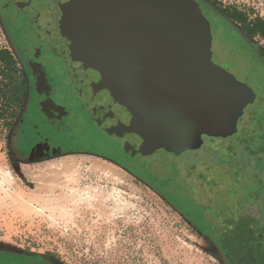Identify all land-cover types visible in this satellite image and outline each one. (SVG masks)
<instances>
[{"label":"rangeland","instance_id":"obj_1","mask_svg":"<svg viewBox=\"0 0 264 264\" xmlns=\"http://www.w3.org/2000/svg\"><path fill=\"white\" fill-rule=\"evenodd\" d=\"M210 1L215 15L226 8L242 13L247 22L264 21V0ZM227 23L230 27L224 29L228 37L218 43L221 54L213 60L247 83L256 92L257 100L246 109L235 136L198 137L181 156L166 154L171 163L177 164L181 178H185H179L181 187L158 184L157 178L170 170L160 159L152 164L154 175L149 181L157 183L164 193H180L177 200L171 195L166 198L132 172L126 173L92 156L23 165L19 158L27 156L21 149L29 141L22 134L11 142V133L23 118L30 83L23 63L11 55L16 79L27 88L23 102L13 113L15 105L6 95L13 79L8 78L0 62L1 252L24 255L15 260L18 264H33L29 257L43 259L47 264H257L252 251L255 239L249 236L247 250L242 248L231 254L220 241L222 232L231 228L220 218L209 216L211 208H219L217 204L227 205L231 212L249 221L262 214L254 195L245 194L260 170L249 169L253 174L248 175L234 166L233 172L238 174L233 178L229 163H239L244 158L256 169L258 158L264 159V151L262 156L258 154L264 146V70L260 65V59L264 62V41L250 37L236 21ZM8 47L0 23V50ZM84 77L93 80L91 73L85 72ZM32 117L30 112L26 114V119ZM24 128L28 136L31 131ZM155 147L160 151L155 157H160L162 146L156 143ZM145 148L149 149L145 155H152L149 145ZM247 150L253 155H248ZM137 173L147 178L143 170ZM189 197L198 208H209L205 218L199 219L195 209L185 207L183 200ZM214 222L219 224L211 236L206 231ZM249 228L255 230L253 224Z\"/></svg>","mask_w":264,"mask_h":264},{"label":"water","instance_id":"obj_2","mask_svg":"<svg viewBox=\"0 0 264 264\" xmlns=\"http://www.w3.org/2000/svg\"><path fill=\"white\" fill-rule=\"evenodd\" d=\"M67 51L142 111L139 128L176 157L198 137L229 139L256 92L213 60L208 20L195 0H78Z\"/></svg>","mask_w":264,"mask_h":264},{"label":"flooded vegetation","instance_id":"obj_3","mask_svg":"<svg viewBox=\"0 0 264 264\" xmlns=\"http://www.w3.org/2000/svg\"><path fill=\"white\" fill-rule=\"evenodd\" d=\"M195 1L209 22L214 56L220 55L218 43L228 37L224 26L235 23V12L225 8L215 15L210 0ZM80 8L78 0H0L7 50L23 63L30 83L23 118L11 133V142L22 134L29 141L21 149L27 158L14 153L23 163L88 154L131 171L150 169L159 159L153 152L146 156L145 145L153 151L160 143L139 128L142 111L135 106L133 93L110 88L82 57L67 53ZM260 65L264 70L262 59ZM85 72L93 80H86ZM28 112L33 117L27 121ZM25 126L31 131L28 136ZM23 256L0 251V264H18L15 260Z\"/></svg>","mask_w":264,"mask_h":264},{"label":"trees","instance_id":"obj_4","mask_svg":"<svg viewBox=\"0 0 264 264\" xmlns=\"http://www.w3.org/2000/svg\"><path fill=\"white\" fill-rule=\"evenodd\" d=\"M233 19L237 23L243 26L244 32L247 33L250 37H259L260 40L264 41V21L263 20L257 19L253 22H247L244 15L240 12H235ZM0 62L4 65L8 78L13 79V84L10 86V88H8L7 86L8 89H7L6 95H8V99L10 103H14L15 105V109L13 110V113H14L15 110L18 108V105L23 102V98L26 94L27 88L25 84L23 83L20 84L19 79H16L15 60L13 59V57L11 56L10 52L7 49L0 50ZM263 151H264V146L261 148L258 154L262 156L261 153H263ZM152 152L157 155L160 151L157 149H154ZM245 152H247V154L251 153L253 155L252 151L247 150ZM166 154L168 153H166V151L163 150V152L160 154V157H158V159L162 161L164 167L168 166V170L170 171L167 172L166 176L159 174L160 177L162 178H157V180H160V183L158 184H161V186L166 187V188L181 187L178 184L181 182L179 178H181L182 176H180V172L176 168L177 164L171 163V161L169 160V157H167ZM214 158L217 160L218 156L215 155ZM233 159L234 158L232 159L230 158L231 161H233ZM263 161H264L263 157L258 158L257 164L259 168H256V169H253V167L250 166V163H248L246 159L244 158L241 159L239 163H234V162H231V164L229 163L230 165L229 172L233 174V178H235L238 174V173L234 174L233 172L234 166L236 167L238 166L239 171L243 172L244 174H248V175L252 173L251 172L252 170H255V171L260 170L258 171L259 175L257 173L254 176V184H252L253 183L252 182L250 187L246 188L245 190V194L246 192H249V195L253 194L255 202L261 205L262 214L260 217L258 218L253 217L254 219H252V221H249V218L247 217H238L235 214V212L234 213L231 212L229 207L225 204H222V205L217 204L219 205V208L217 207L211 208L212 210L210 211H212V213H209L210 217H213L214 219L220 218L221 220L219 221L223 220L224 223L228 224V227L231 228L229 231L222 232L220 236V241L222 243V246H225L231 254L235 250H239L242 248L247 249L248 247L245 244L247 243L246 241L247 239H249V236L255 239V243H254V246L252 247V251H253L255 258L257 259V264H264V162ZM245 166L247 167L244 168ZM153 167L154 166H152L150 169L146 168L143 170L144 174L147 175V178H144L142 173H137V171H131L129 169L127 170L137 175L138 177L144 179L151 187H153L154 190L158 191L160 194H162L166 198L169 199L168 196L171 195L173 199L177 200L176 198H179L181 196L180 193L179 194L172 193V192L171 193L169 192L170 194L164 193L163 191L160 190L162 187L159 189L158 186L156 185L157 183L154 184L151 181H149L150 178H152V175H154L153 172L151 171ZM249 169L251 170L250 172H249ZM181 179L184 180L185 178H181ZM203 179H201V181ZM192 187L195 188L194 186H191L190 188ZM186 190L189 191L188 188ZM246 195L247 197H249L248 193ZM192 201H193L192 197H189L188 199L183 200V203L185 204V207H188L190 209H195L198 214L199 219L205 218L206 213L209 211V208H203V209L198 208L195 205V203ZM218 224H219L218 222H214V225L211 224L210 230L207 229L206 232L210 234L211 236H213L212 230H214V228L218 226ZM252 224L254 225L255 230H253L252 228H249L252 226ZM251 231L255 232V234L254 233L251 234ZM27 259L28 261H33L34 262L33 264H47L43 259H38V258L36 259L34 257L32 258L29 257Z\"/></svg>","mask_w":264,"mask_h":264},{"label":"crops","instance_id":"obj_5","mask_svg":"<svg viewBox=\"0 0 264 264\" xmlns=\"http://www.w3.org/2000/svg\"><path fill=\"white\" fill-rule=\"evenodd\" d=\"M78 155H87V156H92V157H96V158H99V159H102L108 163H110L111 165H113L114 167L126 172V173H129L130 171L127 170L126 168L122 167L121 165H118V164H115L114 162L108 160V159H104L102 157H99V156H95V155H88V154H75V155H63V156H60V157H54L52 159H47V160H44V161H40V162H24L23 165L25 166H29V165H34V163H53V162H57L59 161L60 159L64 158V157H74V156H78Z\"/></svg>","mask_w":264,"mask_h":264}]
</instances>
